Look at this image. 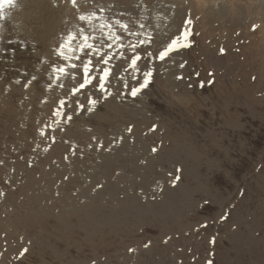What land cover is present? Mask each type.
<instances>
[{
	"label": "rangeland",
	"instance_id": "rangeland-1",
	"mask_svg": "<svg viewBox=\"0 0 264 264\" xmlns=\"http://www.w3.org/2000/svg\"><path fill=\"white\" fill-rule=\"evenodd\" d=\"M172 1L183 21L204 5ZM206 1L224 14L215 25L173 32L162 19L153 43L149 27L119 38L104 20L102 47L61 26L49 52L19 36L18 6H5L0 264H264V0ZM175 35L191 37L158 58Z\"/></svg>",
	"mask_w": 264,
	"mask_h": 264
},
{
	"label": "bare ground",
	"instance_id": "bare-ground-1",
	"mask_svg": "<svg viewBox=\"0 0 264 264\" xmlns=\"http://www.w3.org/2000/svg\"><path fill=\"white\" fill-rule=\"evenodd\" d=\"M18 1H19V2H17L18 5L17 4L14 5V6H18L17 9L14 10V12L9 9L10 11H9L8 14H10V16H9L10 19H11L10 21H12V23L14 24L15 30L18 31V32H21V35H19L20 37H23L26 40H29V39H38V40H40V39H42L43 41L41 43H42L43 48L45 49V51L47 50L46 52H49V48H47V47L51 43L56 41V39H57V37H56L57 30H60L63 26H65V27H63L64 29H66V30L68 29V31L70 32L69 34H67V36L68 35H72L78 41V38H79L81 33H86V34L89 33V35H91L93 37V40L96 42L98 47H102L104 45V43H105V38H108V34L104 33V30L107 27L103 26V24H105L106 20H108L107 24L109 25V27L114 29V31L118 34L119 38H123V37H134L135 39L140 38L141 36L144 35L146 28L149 27L150 32L152 33V34L151 33H149V34L152 35L153 43H157V39H159L161 37V28L158 27L156 24L158 22H160V20H162V19L169 20L170 23L173 26V28L171 27V30L173 29V32H175L178 29L177 26L179 24L183 25V26L186 25V24H190L191 28L194 30L193 26H194V24H195V22L197 20H200V22H202V23L198 22L199 25L201 24V26H202L203 23H210L212 25H215L216 21L212 19L213 15H215V16L219 15V17L221 19L224 17L223 12L217 7L214 10H213V6H209L208 9L205 8L206 6H204V5H205V2H207L206 0H203L204 1V5L202 7L200 5H197L194 9H191V7L192 8L194 7L191 4L187 7V9H191V11H187L186 10L187 11V15H191L192 16L191 19L188 20V21H190V23H185V21H183V17L181 16V13L179 11L180 8L172 5V3H174L172 0H155L154 2H148V5H147V7H146V9L144 11L140 10V6L138 5V0H101V1L100 0H91V1L87 0L88 2H86L85 0H82V1L81 0H74V2H73V0H70L71 4L69 3V0L67 2L65 0V4L64 5H60V3H58L56 0H49V4H47L48 2H46V0H18ZM89 1H90V4L92 3V5H91L92 7L89 8L88 6H90V5H88L87 8H89V9L85 10L86 5L89 3ZM80 3H83L84 5L86 4V5L83 6V4H82V6H81ZM47 5H48V7H47ZM216 11H218V15H217ZM156 13H160L161 14V18L160 19L157 18ZM8 14H7V16H8ZM93 14L94 15H99V16L96 17L95 20H93V19H91V16ZM231 14L233 15L232 11H231ZM5 15H6V13H5ZM81 17H83L84 19H81ZM1 24L3 25V23H1ZM5 26H6V24H5ZM59 27H61V28L59 29ZM10 28H8V29H10ZM195 28H196L195 31L198 30V27H195ZM187 33L189 35L190 31L187 30ZM14 34H15V32H14ZM62 35H63V37H62ZM62 35H60L62 38L59 37V39H60L59 41L63 42L66 39L67 36L66 35L64 36L63 32H62ZM1 36H3V35H1ZM53 36H55V37H53ZM57 42H58V40H57ZM111 51H113V50H111ZM83 54H85V52H83ZM44 55L47 56V53L44 54ZM47 58H48V56H47ZM43 59L45 60L44 56H43ZM41 62H43V61H41ZM90 64H92V63H90ZM113 64L114 65H119L120 61L114 60ZM44 65H45V63H44ZM44 67H42V68H44ZM36 68H38V67H36ZM37 70L39 71L40 69L38 68ZM70 70H71V67H70ZM34 94L36 96V93H34ZM21 109H22V107H21ZM16 112H18V111H16ZM20 112H21V110H20ZM12 113H13V110H12ZM14 113H13V116H14ZM19 117L21 118L20 115H19ZM17 119H19V118H17ZM17 119L15 120V122L18 121ZM19 121H21V119ZM12 123H14V122H12ZM17 124L18 123H16V126H17ZM17 131L19 132V129ZM7 132L9 133V131H7ZM8 133H6V134H8ZM37 134H38V132H37ZM16 135H18V134H16ZM34 137L36 138V136H34ZM39 137H40V135H39ZM18 138H19V136H18ZM18 138L16 137V139H18ZM37 139H38V137L36 138V140ZM38 140H40V138ZM11 145H14V142H12ZM11 145H10V147H11ZM8 147H9V145H8ZM9 150H10V148H9ZM42 150H44V149H42ZM15 151H17V150H15ZM2 152L4 153V151H1V153ZM6 154H8V151H7ZM16 154H17V152H16ZM42 154L46 155V152H45V154L44 153H42ZM14 158H15V156H14ZM17 158H18V156H17ZM28 158H29V156L27 158L25 157L26 160ZM14 160L16 162H18V160L13 159V165H16V164H14V162H15ZM19 161H20L19 165L22 164L23 168H24V165L27 166L25 162H24V165H23L21 160H19ZM28 161L29 162L32 161L31 158ZM41 163L43 164V162H41ZM9 164L8 165L6 164L7 168H9V170L7 169L8 171H10V167H8ZM38 164H39V162L37 163V166H38ZM49 164H46V166L47 165L49 166ZM13 165H12V167H13ZM10 166H11V164H10ZM42 166H45V164L42 165ZM46 166H45V170H46ZM19 167L21 168V166H19ZM23 168H21V171H23V170L25 171V169H23ZM30 169L31 168H29V170ZM40 169L43 170L44 167L40 168ZM7 170H6V172H7ZM18 170L19 169H17V171ZM31 170H34V172H36L34 168L31 169ZM42 170H41V172H43ZM24 171L22 173H19L20 175L19 174H17V175L23 177ZM0 172H1V170H0ZM14 172H15V170L13 171V173ZM34 172L32 173V171H31L32 176H33V174L37 173V172L36 173H34ZM13 173H10L11 176H12ZM6 174H8V172ZM10 174H8V175H10ZM21 174H23V175H21ZM3 176H4V174H3ZM11 176H9V178ZM30 176L31 175H29L28 177H30ZM15 177H14V174H13L12 179L15 178ZM44 177H46V175ZM12 179H9V180H12ZM20 179H21V177H20ZM22 179H24V177ZM13 180H15V179H13ZM30 181H31V178H30ZM38 181H39V179H38ZM25 183H27V182L25 181ZM28 184L30 185V183H28ZM34 184H36V183L34 182ZM29 185H28V187H30ZM28 187H25V190H27ZM37 187H40V186L37 185ZM23 188H24V186H23ZM23 188H22V190H23ZM31 190H32V187H31ZM34 193L35 192H33V194ZM26 194H28V193H26ZM26 194H25V196H26ZM37 196H35V197H37ZM30 198H33V197H30ZM0 214H1V212H0Z\"/></svg>",
	"mask_w": 264,
	"mask_h": 264
},
{
	"label": "snow or ice",
	"instance_id": "snow-or-ice-1",
	"mask_svg": "<svg viewBox=\"0 0 264 264\" xmlns=\"http://www.w3.org/2000/svg\"><path fill=\"white\" fill-rule=\"evenodd\" d=\"M73 2H74V0H73ZM14 4H15V0H0V18H3V10H4L5 6H14ZM81 19H84V18L81 17ZM185 23H190V21L186 20ZM253 27L255 28V26H253ZM183 35L186 36V35H187V31H185V32L183 33ZM177 43H178V40H177V39H173L172 42L168 45L167 49L164 50V51H161V52L159 53V58H160V59H164V57H165L166 55H168V53H169L170 51L174 50V48L177 46ZM183 46H186V45H183ZM138 59H139V57H136V58L132 61V64L135 65L136 60H138ZM59 71L62 72L63 69H60ZM85 72H87V66H85ZM105 74H107V70H105ZM148 75H150V74H149V73H146V74H145V82H144V84L140 85L141 88H143V87L147 84V76H148ZM101 80H103V77H101ZM89 82H90V81H88V80L86 79V80H85V83L80 85V88L85 87V85H86L87 83H89ZM138 91H139V89H137V88L132 89V95L135 96V95L137 94ZM129 131H131V129H129ZM152 151L155 152L156 149L153 148ZM25 251H26V250H25ZM21 254H23V253H21Z\"/></svg>",
	"mask_w": 264,
	"mask_h": 264
}]
</instances>
